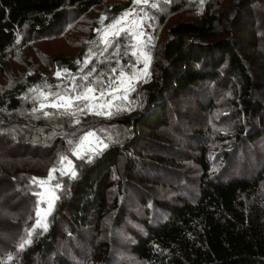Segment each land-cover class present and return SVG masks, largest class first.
<instances>
[{
    "label": "trees",
    "instance_id": "16d2710c",
    "mask_svg": "<svg viewBox=\"0 0 264 264\" xmlns=\"http://www.w3.org/2000/svg\"><path fill=\"white\" fill-rule=\"evenodd\" d=\"M107 1L0 0V76L6 64L27 62L0 84V217L12 213L15 230L0 244V264H130L125 253L134 264H264V0L161 2L152 9L151 76L131 96L139 109L111 117L41 110L62 94L55 70L77 73L86 58L100 25L87 15L102 8L114 18L134 0ZM184 12L192 19L169 23ZM79 24L89 27L71 41L76 54L42 53V67L26 59ZM189 99L207 124L181 137L179 118L188 115L170 106ZM222 118L233 126L222 129ZM90 132L106 147L74 158ZM62 157L73 159L74 178L58 169ZM52 169L56 199L43 228L38 210Z\"/></svg>",
    "mask_w": 264,
    "mask_h": 264
},
{
    "label": "rangeland",
    "instance_id": "374dc122",
    "mask_svg": "<svg viewBox=\"0 0 264 264\" xmlns=\"http://www.w3.org/2000/svg\"><path fill=\"white\" fill-rule=\"evenodd\" d=\"M109 2L108 0L107 3ZM161 2L168 3L170 0H148L147 3H145L144 0H139V2L134 0L128 9H125L114 18L104 15L101 11L102 8H96L91 11V13L87 15L88 19L98 18L100 20L103 18L104 20L100 22L99 26L94 27L95 38L92 41L88 40L87 43L84 44L88 46L85 51L86 58L77 73L68 76L67 72H65L67 74L65 76L62 70H55L53 76L59 80L58 86L62 94L59 95L55 101L49 102L46 105L50 106L54 102L58 104L61 103L60 97H64L65 101L63 103L67 104L69 97L80 96V99L71 101L72 107L69 109L78 114H96L99 112L100 114L96 115L111 117L124 111L139 109L141 101L132 99L131 96L134 91L137 90L138 83L147 81L151 76V64L154 60L153 58L157 57L159 47L158 44H156L157 36L155 35L157 18L152 14L153 7H151V4L155 3L157 5L155 8H158ZM161 11L164 12V9ZM179 18L187 20L191 18V14L184 12L179 16L176 15L169 20V23ZM73 25L76 26L77 23H73ZM82 25L84 26V24H79L77 27L70 29L66 33V36L63 34L56 38L43 40L37 44L36 47H32L28 51L25 55L26 59L30 62V58L33 57L32 59L37 65L42 67L38 58V56L42 58L40 56L42 53L47 55L46 59L55 55L76 54L79 47L77 43H72L71 41L81 37V35L85 37L84 33L89 26L81 32L80 28L83 27ZM121 40H123V43L120 42ZM120 45H122V47H120ZM92 62H94V64L89 70L88 67ZM101 63L107 66V70L100 74H96L95 71L98 68L97 66ZM25 65H27V62L23 60L16 62L12 61L6 64L5 72L0 76V84L9 83L13 76L18 77L21 75L26 69ZM4 73H6V75H4ZM57 73H59V76ZM121 73H123V75H121ZM89 87L94 89V91L87 92ZM216 88L217 86L211 85L208 90L210 92L216 90L219 93V89ZM43 92L44 91L41 90V93ZM101 93H103V95H101ZM230 93H232V91H230ZM83 95H86L87 99H84ZM218 105L219 103H217V106ZM80 109L85 110L80 111ZM175 110L179 113L188 115L186 120L185 117L183 119L179 118L181 128L179 135L181 137L184 133H187V130L193 128L194 131L207 124L208 116L202 112L200 116L190 99L189 101H181L177 103V105H171V114ZM221 115L220 113H215L213 116L216 123ZM224 123L225 125H223ZM172 125H174V122H172ZM221 125H223V129L228 125L233 126V123L230 122V119L226 120L222 118ZM218 127H220V123ZM90 133L93 135L89 136L87 140L84 139L87 134L84 135L80 143L72 151V156L74 158H82L84 156L93 157L106 147L104 139L100 138L94 132ZM145 135L149 136L148 132L145 133ZM157 135L167 138L168 132L162 129L157 132ZM145 139L148 141L151 139V136ZM146 146L148 148L149 145ZM118 162L120 166L124 164L122 158H120ZM73 165L74 161L72 158H65L58 169L71 173L74 171ZM43 182L45 183V185L42 186V199L44 200V204L38 210L37 226H40V223L43 228H46V220L53 210L56 197L53 191L54 186L52 180L47 178L44 179ZM152 191L154 192V189H152ZM171 194L172 193H170V195ZM6 195L12 197V191L6 192ZM16 203L17 200L15 197H12L10 205L12 206ZM3 206L6 207L4 203ZM13 210L16 211V208L14 207ZM11 215L12 213L10 215L3 214V216L0 217V244L6 241V237L10 239L9 236H12L15 232V230L12 229L13 225L7 226V220ZM124 258L130 264H134V260L129 257L128 253H125Z\"/></svg>",
    "mask_w": 264,
    "mask_h": 264
},
{
    "label": "snow or ice",
    "instance_id": "6c2138e0",
    "mask_svg": "<svg viewBox=\"0 0 264 264\" xmlns=\"http://www.w3.org/2000/svg\"><path fill=\"white\" fill-rule=\"evenodd\" d=\"M137 2H139V0H137ZM144 2L147 3L148 0H144ZM151 7L155 8V7H157V5H156L155 3H153V4H151ZM57 75L59 76V73H57ZM121 75H123V73H121ZM92 91H94V89H92L91 87H89V88L87 89V92H92ZM101 95H103V93H101ZM45 98H47V97H45ZM80 98H81L80 96H77V97H69V98H68V102H67V104H65V103H63V102L65 101V98H64V97H60V101H61V103L58 104V103H55V102H54V103H52L50 106L53 107V108H57L58 110H59L60 108H63L65 114L75 115L74 112H69V109L72 107V103H71V101H72V100H78V99H80ZM83 98H84V99H87V96H86V95H83ZM46 106H48V105H42V106H41V110L43 109V107H46ZM84 110H85V109H80V111H84ZM96 114H100V113L97 112ZM44 115H45V116H48L49 113H48V112H44ZM76 123H79V121H76ZM91 135H93V134H92V133H88V134L84 137V139L87 140L88 137L91 136ZM61 159H62V161H63L65 158L62 157ZM55 171H56V169H52V170H50V176H49L50 179L52 178V173L55 172ZM71 176L74 178V177L76 176V172H75V171H72V172H71ZM55 187H56V188H59V187H60V184L57 183V184L55 185ZM23 247H24V244H21V245H20V248H23ZM9 259H11V257H9Z\"/></svg>",
    "mask_w": 264,
    "mask_h": 264
},
{
    "label": "water",
    "instance_id": "95a60500",
    "mask_svg": "<svg viewBox=\"0 0 264 264\" xmlns=\"http://www.w3.org/2000/svg\"><path fill=\"white\" fill-rule=\"evenodd\" d=\"M103 20H104V19H103V18H101V19H100V22H103Z\"/></svg>",
    "mask_w": 264,
    "mask_h": 264
}]
</instances>
